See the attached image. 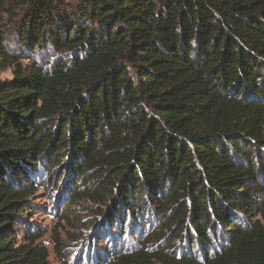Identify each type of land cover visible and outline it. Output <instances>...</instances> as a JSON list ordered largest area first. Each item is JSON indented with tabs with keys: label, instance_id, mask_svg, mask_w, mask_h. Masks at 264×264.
<instances>
[{
	"label": "trees",
	"instance_id": "trees-1",
	"mask_svg": "<svg viewBox=\"0 0 264 264\" xmlns=\"http://www.w3.org/2000/svg\"><path fill=\"white\" fill-rule=\"evenodd\" d=\"M6 67L0 264H48L11 231L37 166L79 176L63 211L155 201L160 226L107 264H264V0H0Z\"/></svg>",
	"mask_w": 264,
	"mask_h": 264
},
{
	"label": "rangeland",
	"instance_id": "rangeland-1",
	"mask_svg": "<svg viewBox=\"0 0 264 264\" xmlns=\"http://www.w3.org/2000/svg\"><path fill=\"white\" fill-rule=\"evenodd\" d=\"M6 21L2 24L6 45L12 52L18 53L19 46L13 28L16 22L11 25L10 18ZM49 50L35 49L30 59L23 58L21 62L51 59L53 52ZM27 53L26 57H29ZM11 70V67L0 69V80L11 78ZM56 170L48 173L42 166H37L25 179V182L32 181L38 187L29 198L27 213L18 219L11 230L20 243H28L33 236L32 246L45 248L48 264H107L114 255L138 247L147 235L160 226L161 215L155 201L151 200L140 203L134 212L124 207L122 214L114 212L117 204L112 207L101 205V208L100 204L91 201L78 202L71 209L63 211L74 184L81 183L77 181V174L71 178L72 172L67 166L64 170ZM171 236L168 234L158 244H167ZM186 243V238L182 237L168 246L174 244V250H181Z\"/></svg>",
	"mask_w": 264,
	"mask_h": 264
}]
</instances>
